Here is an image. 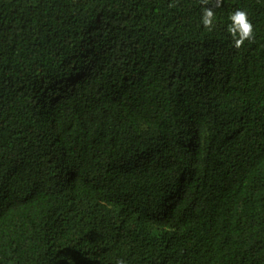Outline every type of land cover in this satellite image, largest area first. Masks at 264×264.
<instances>
[{
	"label": "trees",
	"instance_id": "obj_1",
	"mask_svg": "<svg viewBox=\"0 0 264 264\" xmlns=\"http://www.w3.org/2000/svg\"><path fill=\"white\" fill-rule=\"evenodd\" d=\"M208 6L0 0V264H264V0Z\"/></svg>",
	"mask_w": 264,
	"mask_h": 264
},
{
	"label": "clouds",
	"instance_id": "obj_2",
	"mask_svg": "<svg viewBox=\"0 0 264 264\" xmlns=\"http://www.w3.org/2000/svg\"><path fill=\"white\" fill-rule=\"evenodd\" d=\"M210 0H201L203 5V11L201 14V23L207 29H211L214 24L215 12L212 7H209ZM221 3V0H216L217 6ZM172 7L173 5H169ZM230 24L227 27V31L232 37L233 46L237 49L243 46L246 40L254 39L253 35V24L248 18V13L237 8L229 14L228 17ZM116 264H125V261L118 259Z\"/></svg>",
	"mask_w": 264,
	"mask_h": 264
}]
</instances>
